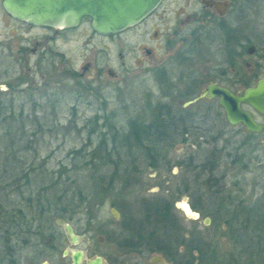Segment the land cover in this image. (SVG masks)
Here are the masks:
<instances>
[{
  "label": "flooded vegetation",
  "instance_id": "flooded-vegetation-1",
  "mask_svg": "<svg viewBox=\"0 0 264 264\" xmlns=\"http://www.w3.org/2000/svg\"><path fill=\"white\" fill-rule=\"evenodd\" d=\"M0 10L7 19L4 27L11 25L8 29L10 35H28V40H32L28 42L30 47L19 48L25 54L26 49L29 50L24 59L18 58L19 61L30 62L31 55L38 56L32 66L41 69L43 61L52 65L57 59L62 67L69 66L67 74L71 79L81 78L93 59L92 54L86 57L79 72L66 52L59 50L58 47L76 41L73 35H87L86 46L95 35L108 42L118 35L135 39L136 45L128 48L125 54L120 51L118 56L123 59L131 54L137 67H145L143 73L152 78L155 88L153 93L147 92L145 110L150 112H144L145 117L144 113L137 117L143 124L154 120L159 132L170 136L173 141L171 150L176 144L181 145L179 160L171 161V150L165 155L159 153V160H167V167L174 164L185 168V176L192 182L188 183L189 187L193 185L191 189L199 190L201 199L212 194L208 191V182L202 180L207 174L208 158L207 155L201 157L200 152H229L234 163H238L247 158L245 151L264 147V114L247 102L239 104L255 123L263 127L259 131L249 130L242 121L234 124L228 121L220 104V95L204 93L213 84L240 95L264 78V0H161L141 21L115 34L97 33L91 28L88 17L75 27L52 28L19 21L1 6ZM124 63L121 61L122 65ZM106 72L111 77L118 76L110 68H106ZM99 76L98 73L95 75ZM40 77L41 84L31 75L30 78L20 76L16 83L8 84L11 99L39 104L36 99L57 94L63 86L62 73L52 79L54 86L47 83L46 75L40 74ZM21 83H25V87L20 86ZM39 87L42 91L36 93ZM88 91L92 92V89ZM197 167L201 170L198 171ZM147 169L157 172L152 166ZM223 178L224 174H213L210 188L220 186L219 195L225 199L227 196L222 195L225 189L220 182ZM119 195L125 205L122 199L128 195L126 188ZM18 198V207L9 213L11 222L0 224V264H76L74 261L78 255V264H113L118 261L111 249L117 242L116 237L107 230L100 231L105 229L104 224L99 226L102 235L92 233L88 228L78 230L72 219L55 217L49 220L43 217L35 220L26 202L21 200V194ZM221 206V210L226 208ZM16 212L27 215L17 216ZM58 220L71 225L77 236L75 242ZM179 250L182 251V247Z\"/></svg>",
  "mask_w": 264,
  "mask_h": 264
},
{
  "label": "rangeland",
  "instance_id": "rangeland-1",
  "mask_svg": "<svg viewBox=\"0 0 264 264\" xmlns=\"http://www.w3.org/2000/svg\"><path fill=\"white\" fill-rule=\"evenodd\" d=\"M5 20L7 19L4 12L0 10V99L4 98L7 85L16 83L20 76L28 75L30 78L31 75L38 84H41L43 80L40 74H43L48 77L46 78L47 83L54 86L52 79H55L57 74L62 73L63 75V86L57 94L44 93L47 97L36 99L40 107L34 115L38 117L42 126L41 128L31 126L39 130L33 138V147L37 148V153L28 154L29 159L34 161L32 164L35 171L31 174L32 180L27 191H30V194L31 192L35 195L40 194L42 198L48 200V207L53 210H59L63 203L73 201L77 204L79 202L76 195L78 190L87 195L90 203L84 201L77 206L72 211V220H70L78 230L88 228L92 233L97 234L103 230L112 232L117 242L111 246V249L118 257V261L113 264H151L149 258L157 252L146 250L144 242L138 237L139 231L142 235H146L154 229V216L150 217L149 221L147 220L144 214V204L171 200L169 202L170 219L175 229L172 239L180 240L185 237L187 240L194 241L199 238L204 243L212 245L216 243L220 258L228 251H232L233 243L227 232L223 234V231H226L223 219H215L204 214L214 205L213 198H210L212 195L208 194L204 199H197L198 194L189 195L187 192H177L179 188L192 183L185 176V168L181 169L173 164L171 167L157 170L156 173L144 169L140 178L135 173L134 178H130L133 185L126 187L128 195L122 199L126 202L125 205L121 203L119 195L120 183L111 191L108 190L106 197L95 196L93 182L88 177L89 173L93 172L92 167L84 170L78 169L87 159L85 153L94 151L98 145L99 125H101V133L106 134L108 151L112 150V152H109V159L104 160L105 166L98 169L95 176L103 178L107 183L109 179H112L111 175L114 170L112 161L118 159L117 154L122 155L121 159L124 156L121 147L117 146L114 149L111 145V135L114 130L110 131L109 126L113 125L121 133L129 119L142 115L144 112H150L145 108L147 107V92L155 91L152 78L143 73L145 67H137L134 59L130 57L131 54H129L130 58L126 56L120 59L118 56L120 51L125 54L128 48H133L136 40L127 35H118L108 42L95 35L86 46L84 42L87 35H73L76 41L58 47L59 50L66 52L67 58L79 72H81V65L86 57L92 54L93 59H91L89 69L82 72L81 78L71 79L67 74L69 66L63 65L62 67L57 59H54L55 64L52 65L43 61L41 69L38 67L34 69L32 66L38 56L31 55L30 62L19 61L18 58L24 59L29 51L26 49V54L24 51L21 53L19 48L25 45L30 47L28 42L32 40H28V35H10L8 29L11 25L5 28ZM138 41L141 40L138 39ZM121 61H125L124 65ZM106 68L115 71L118 76L111 77L107 74ZM97 73L100 74L99 77H95ZM24 84L21 83L20 86L25 87ZM88 87L92 89V92L88 91L90 90ZM41 91L40 87L36 89V93ZM27 111L31 112L29 107ZM96 114L102 117L97 124L90 121ZM145 115L144 113V117ZM103 122L106 126L102 125ZM93 128L97 131H92ZM258 147V150L252 152L245 151L247 158L238 163L232 162V153L221 152V161L215 175L224 174L223 181L220 180L225 189L222 195L233 198V201H230L231 204L226 205V208L229 207L227 213L231 212L236 202L242 201L247 205L264 203V147ZM200 153L201 157L209 155L211 159L209 158L208 164H211L212 151ZM181 155V145L176 144L170 152V159L171 161L179 160ZM245 162L246 167L243 165ZM98 163H100L98 159L93 162L94 165ZM219 187H208V191L211 192L212 189H219ZM213 194L218 195V193ZM112 202H117V207L113 206L120 213L117 219H114L109 211ZM176 202L186 206V214L179 205H176ZM193 203L200 206L202 213L192 206ZM51 216V219L55 218L53 214ZM205 217L209 218L208 225L204 223ZM252 218L254 224L259 219L255 216ZM101 224L105 225V229L100 230ZM154 231V236L160 243L158 238H161L162 231L160 229H154ZM100 233L103 235V232ZM131 242L138 245L139 250L129 248ZM255 246L256 243L253 242L252 248H256Z\"/></svg>",
  "mask_w": 264,
  "mask_h": 264
},
{
  "label": "trees",
  "instance_id": "trees-1",
  "mask_svg": "<svg viewBox=\"0 0 264 264\" xmlns=\"http://www.w3.org/2000/svg\"><path fill=\"white\" fill-rule=\"evenodd\" d=\"M28 107L30 113L27 111ZM39 107L40 105L35 102L25 100L17 102L11 99L8 90L5 92L4 98L0 99V224L11 222V211L14 207H18L17 203L20 201L18 194H21V200L26 202V207L30 208L31 216L35 220H41L43 217L51 220L52 214L55 217L71 219L72 211L77 206L84 201L90 203L88 196L78 190L77 193L75 191L79 201L77 204L73 201L74 204L72 202L63 203L59 210H53L48 207V200L42 198L40 194L35 195L32 192L30 194V191H27L32 180L31 174L35 171L32 164L34 161L29 159L28 154L37 153V148L33 147V138L36 136V131L39 130L38 128L33 129L31 126L40 128L42 126L38 117L34 115ZM31 114L33 116H30ZM100 118L102 117L96 114L90 121L97 124ZM102 125L106 126V123L103 122ZM109 130H114L111 135V145L114 149L117 146L121 147L124 154L123 159H121L122 155L117 154L118 159L112 161L114 163L112 179L106 183L103 178L95 176L96 171L105 166L104 160L109 159V152H112V150L108 151L106 134L105 132L101 133V125H99L100 140L98 145L94 151L85 153L87 159L78 168L84 170L92 167L93 172H90L88 177L93 182L95 196L106 197L107 191L114 189L118 183L121 184L119 188L121 192L123 188L133 185L130 178H134L135 173L140 178L143 170L148 166H152L155 170L167 167L165 166L167 160L161 162L158 154L164 153L165 155L169 152L173 147V141L170 140V136L159 132L160 128L154 120L151 119L149 123L143 124L139 117H134L128 120L123 132H118L113 125L109 126ZM92 131L97 130L93 128ZM77 152L79 153V151ZM211 155H213L211 164H208L211 157L207 155V174L202 178L204 182L209 183L213 174L215 175L222 157L221 152H212ZM95 159L100 160L98 165L93 164ZM232 162L235 161L232 159ZM197 169L200 171L201 167H197ZM187 185L184 188H179L177 192H187L189 195L198 194L197 199L200 198V191L196 188H192L193 191H191ZM208 186L211 187L210 184ZM219 192L218 189H212L209 192L213 195L210 198H213L214 205L204 214L215 219H223L226 227L223 234L227 232L233 243L232 251H228L220 258L216 243L213 245L204 243L199 238H196V241L187 240L185 237L180 240L172 239L175 230L170 219L169 202L172 200L144 204L145 217L149 221V218L154 216L153 228L162 231L161 238H158L160 243L154 236V229L146 235H142V232L139 231L138 237L144 242V248L162 254L171 264H264V203L247 205L242 201L236 202L231 212L227 213L229 207L221 210V205L226 207L229 203L231 204L230 201H233V198L226 197L224 199L219 195ZM213 193H218V195ZM60 199L62 200V197ZM112 206L117 207V202H112ZM192 206L202 213L200 206L196 203H193ZM16 214L17 216L27 215L24 212H16ZM252 216L259 218L255 224ZM145 241L147 242L145 243ZM253 242L256 243V248H252ZM138 247L132 242L129 244V248L139 250ZM180 247H184V250L180 251Z\"/></svg>",
  "mask_w": 264,
  "mask_h": 264
},
{
  "label": "water",
  "instance_id": "water-1",
  "mask_svg": "<svg viewBox=\"0 0 264 264\" xmlns=\"http://www.w3.org/2000/svg\"><path fill=\"white\" fill-rule=\"evenodd\" d=\"M161 0H0V6L11 17L32 25L52 28L75 27L84 17L90 19L91 28L100 34H115L145 18ZM214 92L221 96L220 104L230 123L242 121L246 128L253 131L263 127L253 121L239 104L247 102L259 113L264 114V78L254 87H247L240 95H234L226 88L209 85L205 94ZM110 212L115 218L119 213L115 208ZM195 217V214H194ZM204 223L209 224L205 217ZM67 234L75 242L77 236L71 225L60 221ZM79 255L77 256V260ZM75 259V263L78 261ZM151 264H171L160 253L149 258Z\"/></svg>",
  "mask_w": 264,
  "mask_h": 264
}]
</instances>
